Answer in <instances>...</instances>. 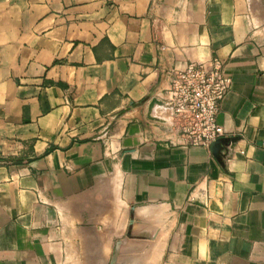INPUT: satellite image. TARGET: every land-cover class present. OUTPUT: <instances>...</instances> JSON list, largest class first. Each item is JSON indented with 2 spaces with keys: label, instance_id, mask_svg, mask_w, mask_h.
Listing matches in <instances>:
<instances>
[{
  "label": "crops",
  "instance_id": "1",
  "mask_svg": "<svg viewBox=\"0 0 264 264\" xmlns=\"http://www.w3.org/2000/svg\"><path fill=\"white\" fill-rule=\"evenodd\" d=\"M213 57L217 158L165 102ZM0 264H264V0H0Z\"/></svg>",
  "mask_w": 264,
  "mask_h": 264
},
{
  "label": "built area",
  "instance_id": "2",
  "mask_svg": "<svg viewBox=\"0 0 264 264\" xmlns=\"http://www.w3.org/2000/svg\"><path fill=\"white\" fill-rule=\"evenodd\" d=\"M224 61L213 57L208 64L189 63L172 71L166 90L170 126L190 147L209 150L224 138L218 123L220 104L231 87Z\"/></svg>",
  "mask_w": 264,
  "mask_h": 264
},
{
  "label": "water",
  "instance_id": "3",
  "mask_svg": "<svg viewBox=\"0 0 264 264\" xmlns=\"http://www.w3.org/2000/svg\"><path fill=\"white\" fill-rule=\"evenodd\" d=\"M222 140H218L211 145L210 152L214 157H218L219 148Z\"/></svg>",
  "mask_w": 264,
  "mask_h": 264
}]
</instances>
